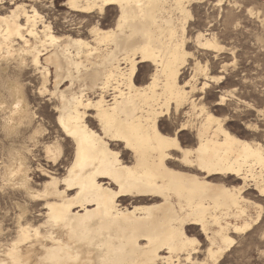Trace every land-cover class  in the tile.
<instances>
[{"label": "bare ground", "instance_id": "bare-ground-1", "mask_svg": "<svg viewBox=\"0 0 264 264\" xmlns=\"http://www.w3.org/2000/svg\"><path fill=\"white\" fill-rule=\"evenodd\" d=\"M192 1L112 0L104 13L118 9L115 24L101 27L98 20L88 39L58 35L42 11L46 5L42 0H2L0 111L7 114L4 125L16 131L31 126L35 113L17 77L5 80L11 99L7 104L1 72L32 69L42 80L39 94L53 100L59 135L44 143L55 168L41 167L46 178L42 189L31 183L26 153L10 151L0 187L22 189L36 202L33 206H41L38 212L43 218L33 221V207L25 203L23 220L19 209L10 213L0 205V264H178L179 249L186 247V241H199L189 235L191 225L198 226L208 242L204 257L198 253L194 257L217 264L233 246L231 232L254 219L249 213L253 204L260 206L255 219L261 217L263 206L246 198L243 189L251 183L264 191L263 146L231 132L225 119L193 98L196 77L203 73L208 79L207 67L198 62L188 80L182 75L190 53L187 29ZM97 3L100 0H67L66 6L88 17V24ZM216 38L200 31L195 39L201 48L217 52L224 45ZM141 64L151 69L143 84L136 78ZM208 87L206 80L200 89ZM222 102L223 98L216 104ZM185 106V131L195 133L197 145L188 147L182 140L183 152L177 155L162 121L174 107ZM35 131L41 135L39 126ZM62 140L73 155L66 172L59 175L56 161L62 156ZM230 177L243 185L228 186ZM21 184L27 189L17 187ZM14 225L24 231H14Z\"/></svg>", "mask_w": 264, "mask_h": 264}, {"label": "rangeland", "instance_id": "rangeland-1", "mask_svg": "<svg viewBox=\"0 0 264 264\" xmlns=\"http://www.w3.org/2000/svg\"><path fill=\"white\" fill-rule=\"evenodd\" d=\"M66 1L67 0H59V3L57 4L56 0H46V1L42 0V2L46 3L45 8L42 11L44 15H48L47 17H50L49 20L52 23H54L53 25L56 30L55 32L56 33L58 32L57 33L58 35L59 34L60 35L70 34L75 37L80 36V37L91 39L89 30L93 25L89 27L88 24L86 23V21L88 20V17H86L87 18L86 19L83 15L80 16L81 15L80 13L74 12L71 9H69L68 6H66ZM224 2L228 3L231 8L234 4L238 3L239 0H224ZM46 6L48 8H46ZM218 7H219V10H217ZM248 7L253 8V11L256 13V16L251 17L248 23H245L241 19L240 23L243 25V27L236 28L233 25L235 23V18L238 17L239 13L235 11L229 12V9L224 8V5L223 3L220 2V0H193L192 1L191 11H192L193 16L191 20L189 21L188 29H187V35H188V40H189L187 42V49L189 52H191L189 45L192 44L193 41H195L194 47H198L200 49L201 55L205 58L200 59V57H196L195 63H190L191 57L188 56L187 63L182 69L183 70L182 75L184 79L188 80L190 76L194 73L193 68L195 67V64L198 62L200 63L202 67L204 68L207 67L206 69L208 73V76H207L208 79L205 78L206 76H204L203 73L198 74V77H196L198 80V83H197L198 88L193 93V98L196 97L197 99L195 98V100H197L196 101L197 103H199L200 105H202L203 103L216 116H219L225 119V126L231 132H233L234 134H236L242 139L259 142L264 148V142L260 141L259 139H256L255 136H252L251 138H249V136L247 135L248 132H257L259 130L260 128L259 113L264 112V108L260 107L261 101L264 100V42H262L264 41V33H262L261 26L259 25V20L264 19V8H261L258 5H254V4H249ZM214 13H215V16L213 15ZM224 13H229L228 19L224 18ZM92 15L93 13L90 14V16ZM117 16H118V9L116 8L114 9V7L107 9L100 19L104 25L103 27L113 26L115 24ZM73 18L74 19L77 18L78 20L75 19L76 20L75 21ZM67 20L70 23H67ZM221 20H224V24L221 25V29L223 30L222 32L215 30L217 28V24ZM61 24L63 25L61 26ZM79 25L81 28L79 27ZM200 31L203 32L204 34L206 33L208 34V32L209 34L212 33V36L214 35L215 38L217 36L216 38L217 41L221 45H224L225 47L223 46V49L217 52H213V51L201 48L200 46L196 44V39H195L197 38V35ZM193 32H195V36L192 35ZM19 70L20 69H13V68L8 69V71L2 70L1 72L2 80L1 81L3 82L1 86L3 90V94L6 99L8 97L7 94H8V87H9L8 82H6L7 79L8 78L9 79L19 78V80L24 86V92H25L27 101L29 103V108L32 111H34L35 118L33 119L31 126L24 125L22 126V128H20V130L17 129L16 131V129L11 130V129H8L4 125L3 120H5V117L7 114H6V111H0V119H2L0 120V169H1L0 170V180L2 178V180L0 181V186L3 184L1 182L3 181L4 167L5 165H7L9 156L14 149V151L22 150L23 152L26 153L28 165L30 166V179L33 180V181L31 180V183L35 189H42L46 178L42 176L41 167L43 166L48 169H52L53 167L55 168V166L52 165L53 162L49 161V159L46 156L45 149H44V145H45L44 143H46L49 140H52L53 137H56V135H59V133L56 132L58 131L56 127V123H55L56 115H52L53 109H52L51 102L53 100L52 99L49 100L50 96L41 95L38 92L39 91L38 89L40 88V86H42L41 84L42 80L38 72L34 70L32 71V69H27L23 71L21 70L19 71ZM8 72L11 75H9ZM150 73H151V69H148V67H146L144 64H141L139 67L137 76H136L138 83L139 84L146 83L150 77ZM31 74H33V76ZM213 75L216 76V78L220 75H224V78L219 79V80L218 78L217 79L210 78V76H213ZM29 80H30V83L28 82ZM53 80L54 78L51 79L49 87L53 86V83H52ZM206 80L207 82H209V87L202 91L200 87ZM196 93H199V95H197ZM222 98H223V102H222L223 104L217 105L216 104L217 101H219ZM6 100H7L8 105L11 104L10 103L11 99L7 98ZM246 105H250L251 107L250 108L246 107ZM182 109H184V116L186 117L185 112L188 110L187 106L183 107ZM253 111L257 114L255 118L248 115L249 112H253ZM172 114H173V111L169 116H171ZM42 124L44 125V127ZM2 125H3V128H2ZM37 125L39 126V129L42 130L41 135H40V132L35 131L36 127H38ZM162 125L166 129L168 127V122L163 120ZM249 125H252V127L251 128L248 127ZM28 127H30L31 130ZM45 127L47 130L44 129ZM16 134L18 135L16 136ZM20 135H22V137ZM15 136L17 138L18 136L20 137L17 139ZM33 137H35L36 140L35 139L33 140L32 139ZM61 138H62V134H60V139ZM33 143L34 145H32ZM61 143L64 145L63 152L61 154L62 156L59 158L58 161H56V165H57L56 168L58 169L59 175H63L66 172V167L69 165L70 160L73 155V151L70 145H68L63 140L61 141ZM15 144H17L18 146H16ZM35 144H38L39 146ZM183 144L188 147L196 146L197 142H196L195 133L185 131L184 136H183ZM36 146L38 148H36ZM25 149H27L28 151ZM30 150L31 152H29ZM45 158L47 159V161ZM226 183L230 187H240L241 185H243V182L241 180L236 181L234 180L233 177H230L229 179H227ZM249 184L247 187L243 189V195L246 198H248L250 201L262 205L263 206L262 210H264V204H261L260 200L258 199L253 200V195L260 191L258 189L256 190V187L253 184L251 183ZM7 187L9 186H6V188ZM6 188H4L5 189L4 190L3 188L0 187V190H1L0 191V198H1L0 205L1 207L4 208L3 211H9L10 213L17 212L18 210L17 208H15L16 203L18 201L20 203L19 194L24 193V191L20 188H18L19 190H17V188H14V187H9L7 189ZM245 192H247L248 195H245ZM25 195H24L23 202L26 205L28 204L30 205V207H33V212H34L32 215L34 217L33 221L41 222L43 217L39 216V212H38L41 206H38V207L33 206V204H35L36 202L32 201L27 195L25 198ZM262 210H261V215L264 214V211ZM249 213L254 219L257 217L256 208L250 207ZM187 230H188L189 235L196 236L201 242L200 244L201 251L197 254V256L199 258H203L205 255L204 254L205 250L203 251L204 245L205 244L207 245L208 242L205 241L206 239L204 235L201 234L200 228L198 226H195V225L188 226ZM234 235L235 234L231 232V236L236 239V235L235 236ZM234 248H235V245L230 247L223 254V256L220 258L217 264H235V262L238 261L239 257L237 253L233 251Z\"/></svg>", "mask_w": 264, "mask_h": 264}, {"label": "snow or ice", "instance_id": "snow-or-ice-1", "mask_svg": "<svg viewBox=\"0 0 264 264\" xmlns=\"http://www.w3.org/2000/svg\"><path fill=\"white\" fill-rule=\"evenodd\" d=\"M16 2H19V0H16ZM56 2L58 4L59 0H56ZM220 2L223 3L224 8L229 9V12L235 11L239 13L238 17L235 18V23L233 25L236 28L243 27V25L240 23L241 19L245 23H248L251 17L256 16V13L253 11V9L248 7L249 4L258 5L259 7L264 8V0H239V2L234 4L231 8L228 3L224 2V0H220ZM111 3L112 0H100V3H97L94 6L95 12L91 17H89V22H88L89 27L97 24V21L100 20L104 14L105 6L111 5ZM0 4H2V0H0ZM15 6L16 4L13 3L12 7ZM217 10H219V7ZM213 15L215 16V13ZM228 16L229 13H224L225 19H228ZM24 19H27V17L25 16ZM24 19L20 21L22 24L24 23ZM222 24H224V20H221L217 24V28L215 30L222 32L223 31L221 29ZM259 25L261 26L262 33H264V19L259 20ZM103 26L104 25L101 24V27ZM26 27H31V24L27 25ZM192 35L195 36V32H193ZM200 39H203V37H200ZM194 45H195V41H193V43L189 45V48L191 49V52L188 53V55L191 57L190 63H195L196 57H200V59L205 58L201 55L200 49L198 47H194ZM204 47H212V45L206 44L204 45ZM181 83H183V81H181ZM196 94L199 95V93ZM15 106L19 108V104H16ZM246 107L250 108L251 106L246 105ZM260 107L264 108V100L261 101ZM248 115L255 118L257 114L253 111V112H249ZM185 120L186 117L184 116V109H181L179 107L173 108V114L171 116L166 114L164 117V121L168 122V127L165 129L166 131L169 132L168 141L172 145V147L177 149V155L183 152V149L180 148V141L183 140V136L186 128V126L184 125ZM259 124H260V128L257 132H248L247 135L249 136V138L255 136L256 139H259L260 141L264 142V112L259 113ZM248 127L251 128L252 125H249ZM33 139H35V137H33ZM17 187L27 189L26 184L17 185ZM261 188H264V184L261 185ZM24 195L25 193L19 194L20 203L16 205V208L21 211V217H20L21 220H23V209L25 207L23 202ZM245 195H248V193L245 192ZM256 199L260 200L261 204H264V191L255 193L253 195V200ZM252 207L259 208L260 206L253 204ZM13 227H14V231H20V232L24 231L23 229H16L15 225ZM44 227L47 228L49 227V225H45ZM234 234L236 235V239L231 241L230 243L235 245L233 251H235L239 257L238 261L235 262V264H264V214H262L258 220L253 219L250 224H245L243 228L235 229ZM4 239H10V236L4 237ZM204 250L207 251L206 244L204 245ZM200 251H201L200 241L196 239H191L186 241V247L179 249L181 255L178 264H213L211 259L204 261L197 260L193 254L199 253ZM174 264H176V262H174Z\"/></svg>", "mask_w": 264, "mask_h": 264}]
</instances>
